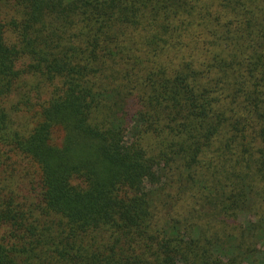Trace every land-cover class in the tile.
I'll return each mask as SVG.
<instances>
[{"label": "trees", "instance_id": "trees-1", "mask_svg": "<svg viewBox=\"0 0 264 264\" xmlns=\"http://www.w3.org/2000/svg\"><path fill=\"white\" fill-rule=\"evenodd\" d=\"M0 264H264V0H0Z\"/></svg>", "mask_w": 264, "mask_h": 264}, {"label": "rangeland", "instance_id": "rangeland-1", "mask_svg": "<svg viewBox=\"0 0 264 264\" xmlns=\"http://www.w3.org/2000/svg\"><path fill=\"white\" fill-rule=\"evenodd\" d=\"M245 215H246V214H240V215L238 216V221L243 222V217H244Z\"/></svg>", "mask_w": 264, "mask_h": 264}]
</instances>
